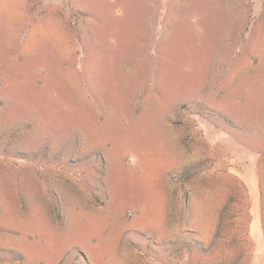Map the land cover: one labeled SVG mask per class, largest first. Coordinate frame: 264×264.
<instances>
[{"label":"rangeland","instance_id":"obj_1","mask_svg":"<svg viewBox=\"0 0 264 264\" xmlns=\"http://www.w3.org/2000/svg\"><path fill=\"white\" fill-rule=\"evenodd\" d=\"M0 264H264V0H0Z\"/></svg>","mask_w":264,"mask_h":264}]
</instances>
